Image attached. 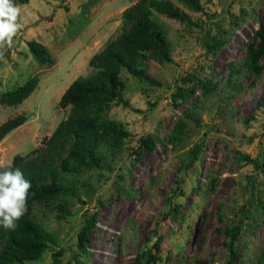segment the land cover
<instances>
[{"label":"rangeland","instance_id":"rangeland-1","mask_svg":"<svg viewBox=\"0 0 264 264\" xmlns=\"http://www.w3.org/2000/svg\"><path fill=\"white\" fill-rule=\"evenodd\" d=\"M134 1L14 2L21 7L22 27L0 59V94L31 76L38 81L20 103L0 102V123L26 117L0 140V167L38 145L66 115L67 109L56 104L58 97L76 76L89 72V57L119 34L120 13ZM198 2L199 11L176 3L186 21L154 14L171 48V62L147 60L145 71L161 85L120 72L128 106L111 103L106 116L120 122L129 136L108 159L109 169L64 174L71 195L34 202L30 217L53 241L38 260L21 264H50L58 249L59 264H133L136 258L141 264L147 250L158 256L152 264H225L223 229L235 224L233 264H264V106L256 104L264 91V55L257 74L244 66L246 46L259 42L255 32L264 24V0ZM30 39L46 47L50 65L33 61L26 45ZM217 41L222 43L215 49ZM232 66L236 71L229 76ZM175 85L191 93L171 108L167 97ZM180 121L184 134L173 146L168 137ZM143 136L151 137L154 147L132 155ZM56 203L66 210L60 217ZM86 208L96 210L97 222L87 252L80 254L75 235Z\"/></svg>","mask_w":264,"mask_h":264},{"label":"trees","instance_id":"trees-1","mask_svg":"<svg viewBox=\"0 0 264 264\" xmlns=\"http://www.w3.org/2000/svg\"><path fill=\"white\" fill-rule=\"evenodd\" d=\"M28 0H13L18 4ZM86 3H89L88 1ZM85 3V5H86ZM177 4L188 8L201 10L198 0H136L126 6L120 13V32L112 40L91 54L87 61L89 72L76 76L58 97L57 106L67 109L66 115L58 121L52 132L40 143L24 155L14 154L8 166L0 167V171L9 168H20L27 180L31 182V189L27 200V211L17 221L14 230L0 227V264H16L38 260L46 250L48 243L53 241L50 233L34 222L30 213L34 202L44 200H60L62 195H71L72 187L67 184L65 175L78 172L83 168L109 169L108 159L115 157L122 148L123 141L129 132L118 121L109 119L106 111L111 103L128 106L122 97L125 88L120 78V72H127L138 82L152 86H160L161 82L145 71V62L152 60L158 64L171 62V48L164 39L162 28L154 20V14H160L181 21L187 20V14L178 8ZM259 41L257 46H246L244 66L249 73L259 71L258 59L264 55V24L255 32ZM222 42H215L212 46L217 49ZM31 58L37 65L45 66L53 62L46 47L34 40L26 41ZM236 71L230 67L228 75ZM36 76H31L16 87L0 94V102L16 105L26 98L33 90ZM184 88L175 85L167 97L171 108H176L188 98ZM256 104L264 106V91L258 97ZM22 114L9 117L0 123V140L12 129L25 122ZM195 122L194 119H191ZM184 134L183 122L175 124L168 139L173 146H177ZM154 147L151 137L139 138L138 146L132 150V155L138 156L141 150ZM198 146L188 150L192 157ZM247 161H251L247 154H240ZM263 165V164H262ZM57 217L66 212L60 203L55 204ZM97 212L94 209H84L75 235V247L78 253L87 252L89 233L97 222ZM222 244L226 250L225 264H233L236 257L234 242L239 234V224L223 229ZM159 236L156 235L152 244L158 249ZM62 250L51 253L50 264H59ZM264 260V248L261 251ZM158 259L154 253L145 251L141 264H152ZM133 264H139L136 260ZM197 264H204L199 262Z\"/></svg>","mask_w":264,"mask_h":264},{"label":"clouds","instance_id":"clouds-1","mask_svg":"<svg viewBox=\"0 0 264 264\" xmlns=\"http://www.w3.org/2000/svg\"><path fill=\"white\" fill-rule=\"evenodd\" d=\"M21 7L13 0H0V59L13 46L22 24ZM32 185L20 168L0 171V227L14 230L27 211Z\"/></svg>","mask_w":264,"mask_h":264}]
</instances>
